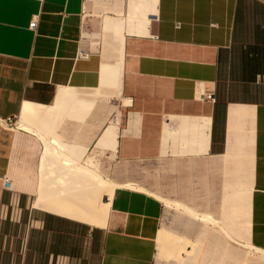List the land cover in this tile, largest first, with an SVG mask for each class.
<instances>
[{"label": "crops", "instance_id": "crops-1", "mask_svg": "<svg viewBox=\"0 0 264 264\" xmlns=\"http://www.w3.org/2000/svg\"><path fill=\"white\" fill-rule=\"evenodd\" d=\"M0 122V264H264V0H0ZM41 136L113 184L103 224L4 189Z\"/></svg>", "mask_w": 264, "mask_h": 264}, {"label": "bare ground", "instance_id": "bare-ground-1", "mask_svg": "<svg viewBox=\"0 0 264 264\" xmlns=\"http://www.w3.org/2000/svg\"><path fill=\"white\" fill-rule=\"evenodd\" d=\"M37 106L28 102L23 105L20 128L32 130V127L28 126L27 121L31 113H35V111L37 115L40 113L39 110V113L37 112V108H39ZM31 118L33 119L32 116ZM43 128L41 129L43 130ZM41 139L45 148L40 156V169L42 171L34 206L55 210L90 224H103L107 214L108 203L102 199V195L109 197L112 193L113 184L108 182L94 168L97 170L96 173L90 165L89 167L81 166L79 163H75L76 161L73 162L70 159L65 160L64 157L62 158L58 149L53 147L55 144L58 147L59 142L57 139L46 140L43 136H41ZM75 175H77V178ZM49 177L56 178L59 182L52 183V180L49 181ZM255 254L260 257L264 256V253L260 252Z\"/></svg>", "mask_w": 264, "mask_h": 264}, {"label": "rangeland", "instance_id": "rangeland-1", "mask_svg": "<svg viewBox=\"0 0 264 264\" xmlns=\"http://www.w3.org/2000/svg\"><path fill=\"white\" fill-rule=\"evenodd\" d=\"M1 123V122H0ZM4 123V122H3ZM15 123L11 122L9 124H3L2 127L3 131L5 132V136L9 138V134L15 130ZM9 140V139H8ZM29 145V146H28ZM24 149H29L31 150L32 147L30 146L29 143L25 142V147ZM31 153H25L22 154V157L19 158V161H17L14 158V163H13V168H12V174H13V186L19 188L20 190H25V191H30L33 193V197H36V189H37V184L33 183V178L32 176H41V169L40 171L36 170L34 173L32 172V169H30V163L28 161L27 156H31ZM31 175V179H28L27 177ZM31 181V183H29ZM106 195H102V199L105 200ZM255 250L252 248L247 249V253H250L251 255H254ZM240 258H241V250H240ZM241 260V259H240ZM241 262V261H240Z\"/></svg>", "mask_w": 264, "mask_h": 264}, {"label": "built area", "instance_id": "built-area-1", "mask_svg": "<svg viewBox=\"0 0 264 264\" xmlns=\"http://www.w3.org/2000/svg\"><path fill=\"white\" fill-rule=\"evenodd\" d=\"M36 25V18L34 17L31 22H30V26L34 27ZM178 24H176L177 26ZM203 97L209 100H213L214 96L212 94V92H205L203 93ZM11 123V121L9 122ZM2 182H3V187L4 189H11L12 188V178L10 175L8 174H4L2 177Z\"/></svg>", "mask_w": 264, "mask_h": 264}]
</instances>
